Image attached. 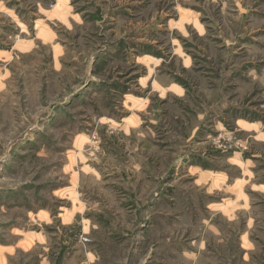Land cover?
I'll return each instance as SVG.
<instances>
[{
	"label": "rangeland",
	"instance_id": "1",
	"mask_svg": "<svg viewBox=\"0 0 264 264\" xmlns=\"http://www.w3.org/2000/svg\"><path fill=\"white\" fill-rule=\"evenodd\" d=\"M0 264H264V0H0Z\"/></svg>",
	"mask_w": 264,
	"mask_h": 264
}]
</instances>
